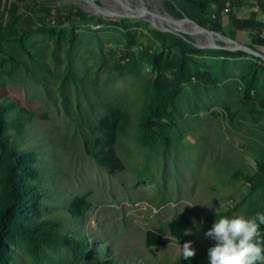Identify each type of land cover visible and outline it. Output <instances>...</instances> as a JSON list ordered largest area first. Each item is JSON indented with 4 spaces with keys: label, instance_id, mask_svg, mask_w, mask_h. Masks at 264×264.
I'll list each match as a JSON object with an SVG mask.
<instances>
[{
    "label": "rangeland",
    "instance_id": "obj_1",
    "mask_svg": "<svg viewBox=\"0 0 264 264\" xmlns=\"http://www.w3.org/2000/svg\"><path fill=\"white\" fill-rule=\"evenodd\" d=\"M99 1L116 6L111 11L117 13L142 4L171 15L162 0ZM46 3L30 12L39 23L34 30L0 36V92L9 101L5 130L21 153L16 177L22 192L14 203L6 181L9 161L0 153V212L28 228L41 223L46 232L70 236L80 247L43 244L37 254L11 229L3 237L4 264H92L87 253L121 264H178L183 244L171 237L154 251L146 244L148 230L164 227L170 236L168 222L184 214L197 253L215 244L204 228L217 217L264 211V180L252 188L237 176L263 175L264 109L244 93L255 72L251 96L264 99V60L192 44L182 49L155 34L160 22L151 16L112 18L92 9L84 21L58 25L53 9L73 2ZM254 7L259 21L264 11L255 5L241 16L251 17ZM223 23L227 35L264 52L253 43L261 31L233 29L227 13ZM129 32L135 39L131 46ZM194 39L205 41L203 35ZM205 72L218 82H204ZM173 82L179 85L162 118V138L145 144L144 115ZM109 105L131 120L116 144L124 169L115 173L88 152ZM25 118L24 129L16 131ZM84 194L91 205L83 217H74L68 207Z\"/></svg>",
    "mask_w": 264,
    "mask_h": 264
},
{
    "label": "trees",
    "instance_id": "obj_2",
    "mask_svg": "<svg viewBox=\"0 0 264 264\" xmlns=\"http://www.w3.org/2000/svg\"><path fill=\"white\" fill-rule=\"evenodd\" d=\"M53 1H49L52 3ZM163 8L169 14H174L178 9L184 11L191 18L197 20L201 25L224 34L223 15L227 13L233 29L244 30L256 28L258 31L264 30V21L255 20L256 13H252L249 18L240 17L236 13V6L241 4L255 5L264 11V0H162ZM46 3V1H45ZM41 4V0H0V36H20L34 30L39 23L30 14L37 6ZM215 5V6H213ZM227 6L231 10L226 12ZM60 7V10L57 9ZM55 7L53 21L58 25L67 23L77 24L88 19V13L75 3H65L62 6ZM215 7V8H214ZM68 8V10L66 9ZM6 15L8 19L6 20ZM216 15V17H214ZM261 33V32H260ZM155 34L165 41L173 44H180L179 47L189 48L190 42L180 33L165 32L157 30ZM191 40L192 37H189ZM135 43L133 33H128V44L131 46ZM253 43L264 47V38L260 36L253 38ZM239 52H244L238 50ZM181 73V70H178ZM202 80L206 83L216 84L217 78L211 77L209 72L203 73ZM255 72H253L248 80L245 88L244 98L247 101H253L254 104L261 109H264V99L256 101L251 96V91L255 82ZM179 83L173 82L166 93L162 94L150 105L149 110L144 115L143 119V134L142 142L145 144H155L162 136L160 132L163 130L162 118L168 117V106L177 94ZM9 103L8 96L0 92V153L4 154L8 159L6 170V181L9 194L14 203H19L22 199V192L18 186L16 177L17 168L21 163V153L11 140V134L5 130L6 114L5 107ZM258 107V108H259ZM260 109V108H259ZM28 118L18 122L15 129L21 132L28 122ZM130 117L127 112L119 107L109 105L107 114L103 116L98 123V133L91 139V144L88 146V152L98 160V162L106 167L110 173H115L118 170L124 169V163L116 153V144L121 135L124 134L130 125ZM264 175V167L260 166ZM259 174H248L239 172L238 177L250 183L252 188H258L262 185L264 176ZM91 203L88 200V194L75 196L71 201L68 211L74 217H83L89 209ZM192 226L190 219L184 214H178L173 220L168 222L167 229L170 236H166V228L161 227L158 230H148L146 236V244L149 248L156 251L162 245L171 242V237H175L179 242L184 244L189 241L188 235H184L186 229ZM211 227H205L204 233ZM14 229L27 239L26 246L37 254L40 253V246L46 245H66L76 250L79 245L74 238L70 236H53L44 230L41 223H37L34 227L28 228L20 223L11 220L6 211L0 212V264L5 263L6 249L3 242V237L9 233V230ZM262 238H264V225L261 226ZM81 247H83L81 245ZM209 247H204L199 250L195 257L191 260H184L183 257L178 264H208L207 250ZM86 257L92 264H121L115 262L114 258L100 259L92 253H87ZM125 264H131L126 262Z\"/></svg>",
    "mask_w": 264,
    "mask_h": 264
},
{
    "label": "clouds",
    "instance_id": "obj_3",
    "mask_svg": "<svg viewBox=\"0 0 264 264\" xmlns=\"http://www.w3.org/2000/svg\"><path fill=\"white\" fill-rule=\"evenodd\" d=\"M217 215V214H216ZM264 211L250 216L217 217L213 226L204 235L215 241L207 250L208 264H264ZM193 234L186 229L184 235ZM184 260L196 255L192 241L179 244Z\"/></svg>",
    "mask_w": 264,
    "mask_h": 264
},
{
    "label": "water",
    "instance_id": "obj_4",
    "mask_svg": "<svg viewBox=\"0 0 264 264\" xmlns=\"http://www.w3.org/2000/svg\"><path fill=\"white\" fill-rule=\"evenodd\" d=\"M45 3L44 0H41ZM75 4H78L82 7L86 12L91 13L92 9L96 10L98 15L112 17V18H127V17H142L147 19L149 16L158 20L161 24L156 23L159 30L165 32H176L182 34L192 45L200 46V47H213L218 49H223L227 51H244L250 55L258 57L264 60V52L253 47L251 45L242 43L227 34L222 32L213 30L211 28L205 27L201 25L197 20L191 18L184 11L178 9L177 12L171 14L170 16L163 13L160 10L147 9L145 11H136L133 10L127 13H117L116 11H111V9L107 8V6L99 1V0H85L86 3H83L82 0H68ZM47 4V3H45ZM186 20L188 21L194 30L185 29L177 25L178 20ZM198 29V30H197ZM195 35H203L204 37L208 36L206 39V43L201 40L194 39ZM189 37H192L191 40Z\"/></svg>",
    "mask_w": 264,
    "mask_h": 264
},
{
    "label": "bare ground",
    "instance_id": "obj_5",
    "mask_svg": "<svg viewBox=\"0 0 264 264\" xmlns=\"http://www.w3.org/2000/svg\"><path fill=\"white\" fill-rule=\"evenodd\" d=\"M48 3H49V1H54V0H46ZM129 1H134V0H129ZM141 3L143 2V1H141V0H139ZM107 3V2H106ZM109 4H112V5H118V4H115V3H113V2H111V1H109ZM140 8H138V7H132V8H130V10L131 11H133V10H136V11H145V10H147V9H144V8H142V7H145L144 5H142V4H140V6H139ZM109 9H112V10H116L117 11V7L115 6V8H113V7H110ZM129 11V10H128ZM159 24H161V23H159ZM177 25L178 26H180V27H183V28H185V29H191V30H194L195 28L194 27H192L191 26V24L188 22V21H186V20H178V22H177ZM198 30V29H197ZM206 39H208L209 37L208 36H206L205 37ZM206 39H205V41H206ZM202 42H205V41H203V40H201ZM206 43V42H205Z\"/></svg>",
    "mask_w": 264,
    "mask_h": 264
},
{
    "label": "crops",
    "instance_id": "obj_6",
    "mask_svg": "<svg viewBox=\"0 0 264 264\" xmlns=\"http://www.w3.org/2000/svg\"><path fill=\"white\" fill-rule=\"evenodd\" d=\"M249 6V4H247V3H245V4H241V5H238V6H236V13L240 16V17H243V18H248V17H246V16H241V14H243V12H245V10L244 9H247V7ZM247 10H249V9H247ZM250 12H251V14L252 13H258V10H257V8L256 7H254V8H250ZM259 14V13H258ZM257 16V15H256ZM257 19H259V21H264V17H257ZM245 30V29H244ZM247 30V29H246ZM249 30H250V28H249Z\"/></svg>",
    "mask_w": 264,
    "mask_h": 264
},
{
    "label": "built area",
    "instance_id": "obj_7",
    "mask_svg": "<svg viewBox=\"0 0 264 264\" xmlns=\"http://www.w3.org/2000/svg\"><path fill=\"white\" fill-rule=\"evenodd\" d=\"M213 6H215V5H213ZM230 10H231V7L230 6H227L226 9H225L226 12H228ZM214 17H216V15H214ZM260 36L264 38V30L261 31Z\"/></svg>",
    "mask_w": 264,
    "mask_h": 264
}]
</instances>
